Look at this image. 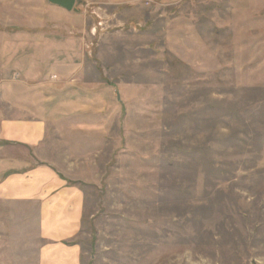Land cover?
<instances>
[{"label":"rangeland","instance_id":"1","mask_svg":"<svg viewBox=\"0 0 264 264\" xmlns=\"http://www.w3.org/2000/svg\"><path fill=\"white\" fill-rule=\"evenodd\" d=\"M41 30L103 88L46 153L84 192V264H264V0H0V81ZM40 222L0 200V264H39Z\"/></svg>","mask_w":264,"mask_h":264},{"label":"crops","instance_id":"2","mask_svg":"<svg viewBox=\"0 0 264 264\" xmlns=\"http://www.w3.org/2000/svg\"><path fill=\"white\" fill-rule=\"evenodd\" d=\"M6 45L19 78L0 81V200L39 203L46 241L39 264H84L81 232L85 195L47 159L55 123L87 115L101 93L86 78L87 47L73 38ZM91 84V85H90Z\"/></svg>","mask_w":264,"mask_h":264},{"label":"water","instance_id":"3","mask_svg":"<svg viewBox=\"0 0 264 264\" xmlns=\"http://www.w3.org/2000/svg\"><path fill=\"white\" fill-rule=\"evenodd\" d=\"M54 4L71 9L73 7L74 0H50Z\"/></svg>","mask_w":264,"mask_h":264}]
</instances>
